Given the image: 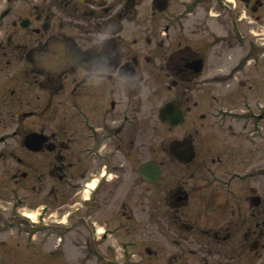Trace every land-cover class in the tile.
Segmentation results:
<instances>
[{
  "label": "flooded vegetation",
  "instance_id": "1",
  "mask_svg": "<svg viewBox=\"0 0 264 264\" xmlns=\"http://www.w3.org/2000/svg\"><path fill=\"white\" fill-rule=\"evenodd\" d=\"M108 1L0 0V206L16 219L27 201L46 206L41 219L64 240L100 241L116 234L108 223L140 221L149 204L151 264H264L253 21L239 27L235 0L181 11L167 0L126 33L139 1ZM243 1L251 14L264 5ZM197 7L227 15L226 34L192 40L203 27L185 20Z\"/></svg>",
  "mask_w": 264,
  "mask_h": 264
},
{
  "label": "rangeland",
  "instance_id": "2",
  "mask_svg": "<svg viewBox=\"0 0 264 264\" xmlns=\"http://www.w3.org/2000/svg\"><path fill=\"white\" fill-rule=\"evenodd\" d=\"M188 3L189 9L195 8L192 6L191 0H170L169 10L171 11H181L186 8V5H183V2ZM210 4L215 6V0H210ZM118 0H110L109 7L115 8ZM250 3H253L251 0ZM115 5V6H113ZM151 0H140L139 5H137L136 10L139 11V15L136 23L123 22L125 27V32L130 31L137 24L139 27L147 26L148 19L150 14ZM236 9L241 7L245 12L243 18L240 21L239 27H243V31L249 28V23L251 22V27L254 28L255 32H258L257 37H264V27L261 26L264 23V5L257 12L248 11V6L245 7L244 3L241 0H235ZM251 6V5H250ZM119 8V6H118ZM117 8V9H118ZM97 9V7H94ZM132 9V8H131ZM217 13L212 9V14L204 13L203 8L197 7V12L193 16H188L185 20H188V24L192 26V22L201 23L203 30L199 33H194L193 39L196 41L197 38L204 36L205 41H214L213 32L217 34H223L226 31L223 28L224 26H229L228 16H220L219 18L215 16ZM230 16V14H229ZM248 25V26H247ZM215 30V31H213ZM224 30V31H223ZM246 33V32H245ZM264 42V39H262ZM207 100V99H205ZM259 159H256L255 162H259ZM228 167V166H227ZM225 167V169L227 168ZM230 170V169H229ZM175 182V181H173ZM196 191V189H195ZM262 193L264 188L261 189ZM148 191L145 190L143 194H140L142 198H148ZM263 195V194H262ZM8 198V197H7ZM6 198V199H7ZM29 200V199H28ZM6 201H4V205ZM191 206L195 204V201H191ZM26 204V203H25ZM26 210L30 211L32 208L31 203L27 201ZM140 221H128L123 217L122 223L119 226H113L111 223H108V228L113 227V230L116 233L113 238L107 237L105 240H96L91 239L87 241H66L62 243V247L55 249V238H50L48 240L42 239L40 233L35 232L34 239H24V233L22 232V226L17 224L15 227L8 225L2 226L0 232V264H151L157 262L154 258H150V255L147 253L146 248H151L149 241V231H148V217H149V204L139 205L140 209ZM142 208L146 210V213H142ZM12 214V213H11ZM196 214L194 213L191 217L196 219ZM228 215L229 212L227 211ZM99 216H102L103 213L99 212ZM33 220L38 219L36 214L32 215ZM7 211L0 212V223L8 219ZM29 224H34L29 222ZM102 224V223H101ZM103 225V224H102ZM145 225V227H143ZM84 229V227H82ZM112 229V228H111ZM87 230V229H84ZM32 233V232H30ZM169 242L165 241L162 244V247H158L160 254H164L163 251L170 249ZM92 251H98L101 255L95 258L92 256ZM107 259V261H106ZM162 259H159L161 262Z\"/></svg>",
  "mask_w": 264,
  "mask_h": 264
},
{
  "label": "water",
  "instance_id": "3",
  "mask_svg": "<svg viewBox=\"0 0 264 264\" xmlns=\"http://www.w3.org/2000/svg\"><path fill=\"white\" fill-rule=\"evenodd\" d=\"M93 1H94V2H96V1L101 2V1H103V0H93ZM157 8L161 10V9L164 8V6H163V5H162V6H161V5H158Z\"/></svg>",
  "mask_w": 264,
  "mask_h": 264
}]
</instances>
